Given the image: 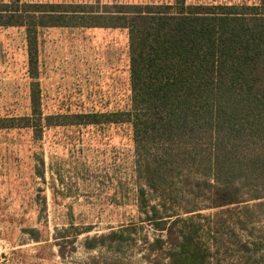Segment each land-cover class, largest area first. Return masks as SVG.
<instances>
[{
  "label": "trees",
  "instance_id": "1",
  "mask_svg": "<svg viewBox=\"0 0 264 264\" xmlns=\"http://www.w3.org/2000/svg\"><path fill=\"white\" fill-rule=\"evenodd\" d=\"M0 26L25 28L34 79L31 114L0 120L1 127L31 126L37 135L43 120L45 125L127 123L132 128L139 221L150 224L154 236L137 239L133 233L140 224L130 222L87 235V250L120 254L140 239L141 258L152 264H223L229 251L238 264H260L264 1L0 0ZM55 26L127 29L131 96L125 108L43 116L36 80L39 33ZM38 174L45 177L43 169ZM88 230L70 220L56 235L75 243ZM28 231L39 239L37 228ZM71 264L115 262H100L95 255Z\"/></svg>",
  "mask_w": 264,
  "mask_h": 264
},
{
  "label": "rangeland",
  "instance_id": "2",
  "mask_svg": "<svg viewBox=\"0 0 264 264\" xmlns=\"http://www.w3.org/2000/svg\"><path fill=\"white\" fill-rule=\"evenodd\" d=\"M187 1L260 4L264 0ZM33 80L25 28L0 26V120L31 114ZM36 80L43 116L125 108L131 96L127 29H41ZM42 169L44 178L38 174ZM137 189L132 128L127 123L45 125L43 120L39 135L31 126H0V264H71L95 255L100 262L152 264L141 258L140 239L120 254L84 247L87 235L107 233L130 222L140 224L133 233L137 239L154 236L153 227L139 221L143 214ZM70 220L81 230L90 228L75 243L56 235V229L67 227ZM258 226L264 229V216ZM32 227L40 232L37 240L28 231ZM236 258L229 251L223 264H238Z\"/></svg>",
  "mask_w": 264,
  "mask_h": 264
},
{
  "label": "crops",
  "instance_id": "3",
  "mask_svg": "<svg viewBox=\"0 0 264 264\" xmlns=\"http://www.w3.org/2000/svg\"><path fill=\"white\" fill-rule=\"evenodd\" d=\"M57 27V26H56ZM59 27H63V26H59ZM47 28V27H46ZM43 29V28H42Z\"/></svg>",
  "mask_w": 264,
  "mask_h": 264
}]
</instances>
